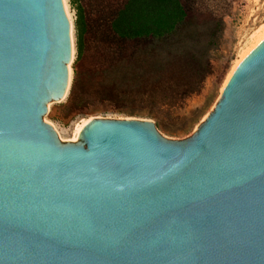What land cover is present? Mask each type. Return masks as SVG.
I'll list each match as a JSON object with an SVG mask.
<instances>
[{
    "label": "water",
    "instance_id": "water-1",
    "mask_svg": "<svg viewBox=\"0 0 264 264\" xmlns=\"http://www.w3.org/2000/svg\"><path fill=\"white\" fill-rule=\"evenodd\" d=\"M77 60L66 0H0V264H264V40L183 140L51 124Z\"/></svg>",
    "mask_w": 264,
    "mask_h": 264
},
{
    "label": "rangeland",
    "instance_id": "rangeland-1",
    "mask_svg": "<svg viewBox=\"0 0 264 264\" xmlns=\"http://www.w3.org/2000/svg\"><path fill=\"white\" fill-rule=\"evenodd\" d=\"M80 1L86 33L77 64L78 106L67 102L49 122L64 142L78 141L77 127L95 118L147 119L168 139L190 137L213 110L241 50L264 25V0H184L200 15L222 20L220 36L212 39L210 29L200 27L194 42L178 50L145 47L116 42L111 34L118 0ZM66 2L76 42V11Z\"/></svg>",
    "mask_w": 264,
    "mask_h": 264
},
{
    "label": "trees",
    "instance_id": "trees-1",
    "mask_svg": "<svg viewBox=\"0 0 264 264\" xmlns=\"http://www.w3.org/2000/svg\"><path fill=\"white\" fill-rule=\"evenodd\" d=\"M121 7L111 22V34L116 42L142 44L145 47L159 44L178 50L194 42L198 28L207 27L212 39L220 36L222 20L200 15L184 0H118ZM76 11L77 60L74 66V80L67 101L78 106L80 80L78 62L85 52L86 19L80 0H70ZM204 20L201 22V20ZM177 54L179 52H176ZM144 56L142 58H147Z\"/></svg>",
    "mask_w": 264,
    "mask_h": 264
},
{
    "label": "bare ground",
    "instance_id": "bare-ground-1",
    "mask_svg": "<svg viewBox=\"0 0 264 264\" xmlns=\"http://www.w3.org/2000/svg\"><path fill=\"white\" fill-rule=\"evenodd\" d=\"M70 19H71V15H70ZM251 39L252 40L250 44H248L244 49L241 50V55L239 56V59L236 61L234 66L231 68V71L229 72L226 78V81L222 87V91L224 90L226 84L228 83V81L230 80L231 76L233 75L235 70L238 68L240 63L264 40V25L258 31L254 33ZM87 124L88 122H84L83 125L77 127L76 138L80 135V132Z\"/></svg>",
    "mask_w": 264,
    "mask_h": 264
}]
</instances>
